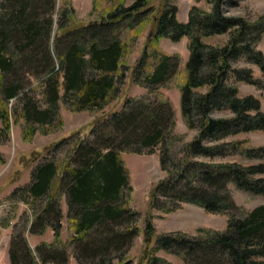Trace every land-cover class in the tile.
<instances>
[{
    "label": "trees",
    "instance_id": "16d2710c",
    "mask_svg": "<svg viewBox=\"0 0 264 264\" xmlns=\"http://www.w3.org/2000/svg\"><path fill=\"white\" fill-rule=\"evenodd\" d=\"M152 1L133 0L129 6H115L103 18L82 21L70 3L58 8V0H0V130L5 135L10 129L9 100L16 97L23 101L26 121L40 124L54 117L59 100L75 111L103 110L119 97L118 84L125 73L120 63L124 54L118 36L120 24L151 19V34L131 70L133 82L145 86L147 94L127 97L120 110L94 118L91 138L79 139L71 159L60 167L47 160L31 171L27 193L43 202L32 230L39 224L50 226L54 241L41 242L32 250L21 234H14L9 246L11 264H66L70 255L79 264H130L132 259L123 258V254L138 227L136 212L125 202L124 192L131 186L120 155L155 150L166 176L150 190L148 211L171 212L186 202L206 212L227 213L229 218L224 230H200L202 235L196 238L157 236L149 213L143 228L145 251L137 264H170L153 255L156 249L180 255L185 264H264V204L240 210L227 189L232 183L239 190L264 195V146L242 148V141L226 140L242 132L264 130L260 100L240 96L237 84L260 87L261 80L253 76L250 66L235 65L243 60L264 74V54L256 48L264 35V15L253 20L225 15L224 6H237L239 0H204L209 10L193 5L187 22L182 23L170 0H161L158 8ZM55 14L58 27L52 45ZM215 35L227 39L219 45L203 41ZM183 36L189 39V56L180 87V113L197 134L184 143L180 155H174L171 146L182 137L174 130L171 101L156 89L175 72L178 59L155 50L150 71L142 76V68L147 65L145 57L150 56L146 50L149 42L163 37L177 42ZM31 78L41 79L43 108L28 95ZM221 109L229 110L231 116H211ZM230 154L259 162L243 165L197 159ZM74 156L77 164L70 167ZM62 195L74 231L66 244L70 251L60 240ZM161 199L166 205L160 204Z\"/></svg>",
    "mask_w": 264,
    "mask_h": 264
},
{
    "label": "rangeland",
    "instance_id": "374dc122",
    "mask_svg": "<svg viewBox=\"0 0 264 264\" xmlns=\"http://www.w3.org/2000/svg\"><path fill=\"white\" fill-rule=\"evenodd\" d=\"M132 2L133 0H58V8L70 3L75 11L76 18L88 21L105 17L109 11L119 4L129 6ZM169 3L177 7L176 19L182 23L187 22L188 12L193 5L207 11L210 8L204 0H170ZM152 4L158 8L161 0H153ZM224 14L243 16L253 20L259 15H264V0H239L237 6L225 5ZM147 16H151V13ZM53 18L52 45H54L58 27L57 15L55 14ZM148 18L143 17L142 22H139L140 24L137 21H132L131 24L126 20L119 26L118 36L121 38L124 48L120 63L124 66L125 73L118 84L119 97L109 102L103 110L75 111L70 109L64 100H59L54 111V117L52 116L48 122L40 124L26 121L22 115L23 101L20 97L9 100V107H11L9 115L10 129L6 135L0 130V264H11L9 246L14 234H21L32 250L45 240L49 241L47 243L54 241L55 233L52 227L45 226L42 228L43 225L39 224L32 230L35 215L41 211L43 202L40 203L27 193V187L31 182V171L47 160L55 162L58 166L60 163L70 160L76 142L81 138H84V141L91 138V135H89L90 123L94 118L120 110L127 97L137 98L147 94L148 90L145 86L133 82L131 70L141 51L145 48L148 36L151 34V19ZM226 39V35H215L204 38L203 41L211 45H219ZM188 44L189 39L187 36H183L177 42L163 37L156 43L149 42L146 47L150 56L145 57L147 65L145 64L146 66L142 68V76L149 72L154 64L156 58L153 57V52L155 50L158 54L166 53L174 55L178 59L175 72L166 81L165 85L156 89L157 92L171 101L173 109L174 104L177 105L180 101V87L186 76L185 63L189 56ZM256 48L264 54V35ZM235 65L238 67L250 66L253 70V76L261 80L260 87L243 82H237V84L239 95H252L258 98L261 103V110L264 112V74L256 65L248 64L243 60L237 61ZM139 78H141V75ZM61 82L62 79L60 78ZM26 90H28V95L36 102L38 107L43 108L46 106L41 79L31 78ZM60 93H62V88ZM174 113V130L181 135L182 139L171 146V152L174 155H180L182 146L193 139L197 134V129H190L187 126L181 116L180 109L178 111L174 110ZM211 116L226 117L231 116V113L229 110L221 109L213 111ZM0 128H2L1 121ZM62 139L64 140L61 141ZM226 140L242 141V148L264 146V130L242 132L229 136ZM59 141L61 142L53 147ZM120 156L124 165L129 168L126 167L129 172V184L131 186L130 190L124 192L125 202L127 206L136 212L135 223L138 227V234L123 254V258L132 259L130 264H137L142 259L145 251L143 228L144 219L149 213L157 236L161 234H184L196 238L202 235L200 230L222 231L226 228L229 218L227 213L206 212L202 207L192 203L182 202L178 208L171 212H164L162 209L157 208L148 211L150 190L166 176V172L162 170L159 164L158 151L155 150L150 154L122 152ZM197 159L214 163L235 161L243 165L259 162L258 159L249 160L239 154L215 158L197 157ZM76 164L74 156L70 167L76 166ZM227 189L235 206L240 210L249 211L264 204V195L239 190L232 183L227 185ZM160 201V204L166 205L165 199ZM59 203L61 209L63 207L66 211V214H64L62 209L60 235L63 232V238L60 236V240L64 243L65 250L70 251L66 244L74 231L67 217L68 208L64 195L61 196ZM153 245L154 243L151 248ZM153 255L164 259L170 264H185L180 255L172 251L156 249ZM117 261L118 259L114 257L113 263ZM66 264L79 263L73 255H70Z\"/></svg>",
    "mask_w": 264,
    "mask_h": 264
},
{
    "label": "crops",
    "instance_id": "0c3cea01",
    "mask_svg": "<svg viewBox=\"0 0 264 264\" xmlns=\"http://www.w3.org/2000/svg\"><path fill=\"white\" fill-rule=\"evenodd\" d=\"M77 12H78V11H77ZM179 100H180V97H179ZM174 106H175V107H174V110H175V111H178V109H180V101H178V104H177V105L174 104ZM126 167H127V166H126ZM127 168H128V167H127ZM128 169H129V168H128ZM62 209H63V207H62ZM63 213L66 214V211H65L64 209H63ZM64 214H63V215H64ZM64 216H65V215H64ZM70 225L73 227V225H72L71 222H70ZM62 234H63V232H61V235H60L61 238H63V235H62ZM71 234H72V235H71V237H72V236L74 235V232L71 233ZM44 242H49V241H48V240H45ZM51 242H52V241H51Z\"/></svg>",
    "mask_w": 264,
    "mask_h": 264
}]
</instances>
